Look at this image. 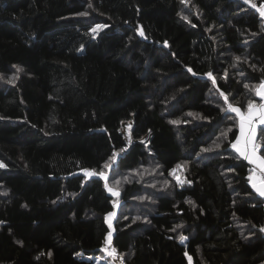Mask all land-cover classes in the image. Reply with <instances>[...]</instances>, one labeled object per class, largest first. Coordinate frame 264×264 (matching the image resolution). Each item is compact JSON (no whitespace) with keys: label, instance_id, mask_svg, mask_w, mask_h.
I'll list each match as a JSON object with an SVG mask.
<instances>
[{"label":"trees","instance_id":"1","mask_svg":"<svg viewBox=\"0 0 264 264\" xmlns=\"http://www.w3.org/2000/svg\"><path fill=\"white\" fill-rule=\"evenodd\" d=\"M263 6L0 0V264H114L81 256L110 246L125 264H264V196L229 108L262 100ZM137 99L172 162L121 137ZM256 143L264 158V124Z\"/></svg>","mask_w":264,"mask_h":264},{"label":"rangeland","instance_id":"2","mask_svg":"<svg viewBox=\"0 0 264 264\" xmlns=\"http://www.w3.org/2000/svg\"><path fill=\"white\" fill-rule=\"evenodd\" d=\"M262 9H264V6L263 8L261 7L260 10ZM96 25H103L104 27L97 28L96 31H93L94 36H97L98 33L107 26L106 23L97 22L93 29L96 28ZM244 113L247 114L248 110ZM118 128L121 137L127 144L141 141L148 147L150 152L161 157L166 162L169 163L174 160L175 152L169 143L170 129L167 124L157 116L156 112L148 107L144 99L134 100L118 113ZM0 164L4 165L5 163L0 159ZM110 167L111 165H108V168L99 174H101L104 178H107ZM84 173L87 175L97 174L94 173L92 169H85ZM109 189L112 190L110 191L112 194L113 192L119 193V187H116L111 183L108 184V190ZM120 207V201L117 200L114 212H111L109 213L111 215L108 214L106 216L108 222H113ZM109 242L110 241L108 240V243ZM106 252L107 250H104L102 253ZM190 264H192V262Z\"/></svg>","mask_w":264,"mask_h":264},{"label":"snow or ice","instance_id":"3","mask_svg":"<svg viewBox=\"0 0 264 264\" xmlns=\"http://www.w3.org/2000/svg\"><path fill=\"white\" fill-rule=\"evenodd\" d=\"M182 2L186 3L187 0H182ZM253 6L255 7V5H253ZM261 11H262V14H264V9H262ZM82 15H86V14H82ZM184 19H187V17H184ZM102 27H104V26L103 25H96V28H94L93 31H96L97 28H102ZM141 35H143V32H141ZM236 59L239 60V57H237ZM245 87H247V85H245ZM257 94L264 97V82H262L261 85L258 87ZM225 99H227V97H225ZM229 108L231 111L236 112L240 115V128H241L242 135L244 134L245 125L247 124V126H248L249 131H248V136L246 138L244 146L243 147L238 146L241 143L239 138L237 139V143L232 145L234 148L237 149L238 152H240L241 155L245 156V158L248 159V158H250V156L247 154V146L252 143V136L254 135L253 119L258 114L259 118H260V122L262 124H264V104L259 105V107L257 108L256 105L249 102L247 115L242 113L239 108L232 107L231 105H229ZM254 154H255V147L253 146L252 155H254ZM0 167H4V165L0 164ZM177 179H179V178H177ZM250 179H251V177H250ZM253 186L255 187V185H253ZM109 191H112V190L109 189ZM257 191H259L260 194L262 196H264V189L257 188ZM113 195H118V193L113 192ZM109 215H111V214H109ZM262 231H264V229H262ZM110 238H111V233H109V241H110ZM180 239H181V242H183L186 239V237L181 236ZM114 254H115V250L109 252V255H114ZM189 260H191V257H189Z\"/></svg>","mask_w":264,"mask_h":264},{"label":"crops","instance_id":"4","mask_svg":"<svg viewBox=\"0 0 264 264\" xmlns=\"http://www.w3.org/2000/svg\"><path fill=\"white\" fill-rule=\"evenodd\" d=\"M261 99H262L261 102L256 105L257 108L259 107V105L264 104V97L261 96ZM244 114L247 115L248 113L247 114L244 113ZM261 124L262 123L260 122L259 115L257 114L253 119L254 135L252 136V143L247 146V154L250 156V158H248V160L251 163L255 164L254 171L251 174V183L253 185H255V187L254 186L253 187L255 188L256 191H257V188L264 189V158L261 156V154L257 148V143H256L257 128ZM248 131H249V129H248L247 124L245 125L243 135L241 133V128H240V135L238 138L241 141V143H240V145H238L239 147L244 146V143H245L246 138L248 136ZM236 143H237V141L234 144H236ZM253 146L255 147V154L254 155H252ZM257 192L260 193L259 191H257Z\"/></svg>","mask_w":264,"mask_h":264},{"label":"built area","instance_id":"5","mask_svg":"<svg viewBox=\"0 0 264 264\" xmlns=\"http://www.w3.org/2000/svg\"><path fill=\"white\" fill-rule=\"evenodd\" d=\"M115 250L112 246L107 250V252L104 255H90V254H81V256H84L88 259H94L96 261H108L113 262L114 264H125L124 258L122 255L118 254L115 250L114 255H109V252Z\"/></svg>","mask_w":264,"mask_h":264}]
</instances>
